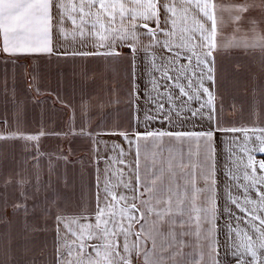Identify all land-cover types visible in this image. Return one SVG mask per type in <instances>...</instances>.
<instances>
[{
	"label": "snow or ice",
	"instance_id": "6c2138e0",
	"mask_svg": "<svg viewBox=\"0 0 264 264\" xmlns=\"http://www.w3.org/2000/svg\"><path fill=\"white\" fill-rule=\"evenodd\" d=\"M217 7L221 13L229 14L232 25L231 34L222 37L223 48L259 50L264 61V0L219 6L213 0H0V53L18 57L52 54L55 32L62 41L71 37L76 45L71 52L58 48L57 54L62 51L125 59L131 68L134 111L142 113L134 115L133 120L145 128L143 133L133 132L132 138L125 132L108 133L120 135L127 141L129 151L135 145L136 159L134 166L125 165L124 149L111 145L115 155L105 160L103 180L99 169L95 170L94 206L87 214L83 208L70 214L55 197L46 199L39 209L35 204L30 208L28 201L50 183L39 171L31 176L22 171L0 175V218L8 207L14 216L25 218L40 210L43 217L51 216L53 220L57 245L60 230L64 229L60 245L65 249L64 258H60L58 247L56 264H133L134 259L142 260V264H264V172L257 174V169L264 170V160L257 161L251 154L264 153V127H235L231 121L225 127L223 106L217 109L215 104L210 87L215 83L213 53L219 47L218 28L226 26L223 16L217 17ZM69 20L74 25L70 32L65 27ZM89 48L92 51L85 50ZM124 48L128 49L126 55L122 53ZM137 61L144 80L143 108L135 103L140 91L136 83ZM261 104L264 111V99ZM3 123L7 124V120ZM152 123L165 124L175 131L149 130ZM73 131L70 126L69 132ZM218 131L241 132L240 146L249 153L240 172L228 166L231 162L239 169L240 158L233 159L232 148L226 150L228 155L221 169L225 176L220 197L223 203L219 207L215 187ZM80 132L91 136L84 127ZM47 134L53 133L41 128L26 134L13 126L8 133L0 132V140L39 141ZM165 137L180 142L181 147L164 146ZM149 138L152 162L145 159L142 177L140 141ZM237 139L230 143L235 146ZM33 147L37 148L34 156H39L38 145ZM165 151L168 167L157 169L156 160L163 159ZM185 151L187 166L182 162ZM174 152L180 156L179 164L174 163ZM118 164L129 167L127 175L123 168L115 167ZM186 167L193 170L184 171ZM197 168L202 187L197 186ZM10 187L18 195L11 203ZM217 220H221L219 229ZM136 225L138 231L134 230ZM186 236H194L197 243L203 241L199 259L189 260V254L183 252L186 246L195 247L185 242ZM157 240L161 241L159 252Z\"/></svg>",
	"mask_w": 264,
	"mask_h": 264
},
{
	"label": "crops",
	"instance_id": "0c3cea01",
	"mask_svg": "<svg viewBox=\"0 0 264 264\" xmlns=\"http://www.w3.org/2000/svg\"><path fill=\"white\" fill-rule=\"evenodd\" d=\"M220 4H240L245 0H213ZM217 17L223 16L226 26L218 28L217 43L219 47L213 53L215 62V83L211 90L215 95L217 109L223 106L225 127L228 121L234 122L232 126L243 125L249 129L264 127L261 123V100L264 99V61L259 50L244 52L237 48H223L222 37L231 34L229 14L221 13L216 9ZM259 19V15L254 13ZM162 23V21H161ZM65 27L70 32L74 25L66 21ZM163 39V37H161ZM175 40L176 37H173ZM2 43V41H0ZM52 54H35L27 56H10L0 53V132L8 133L13 126L18 132L36 133L41 128L47 134L40 137L39 141L0 140V175L15 174L17 171L31 176L34 171H39L44 180H50L46 190H42L35 199H30L28 205L34 204L38 209L47 199L53 197L69 213L78 212L83 208L85 214L94 206L93 193L96 191L95 170L98 168L100 179H104L105 160L115 155L111 149L113 143L124 149L125 165H133L136 159L135 145L129 151V145L120 135L108 133H143L145 128L133 120L135 113L132 96V76L129 63L125 59L104 55H69L62 51L57 54L58 48H67L69 52L76 47L71 37L61 40L55 32L52 36ZM92 51V49H85ZM119 51V50H118ZM123 54L128 49L122 50ZM167 55V52H163ZM15 61V63H11ZM183 63V61H181ZM26 65V67H24ZM142 66L137 61L136 83L140 86L139 100L135 103L143 108L144 88L143 77L140 76ZM7 85L5 90L4 85ZM37 87L39 91H37ZM82 109L84 111L82 112ZM7 120V124L3 123ZM255 120L254 125L252 121ZM72 126L74 131L69 132ZM207 125H205L206 127ZM84 127L87 134H81ZM188 127H191L190 125ZM173 130L165 124L152 123L149 130ZM197 131L199 128L196 129ZM237 139L236 145L230 143ZM221 139L224 144H221ZM93 141H96L94 143ZM243 134L241 132H217L215 138L216 160V197L219 207L223 200L220 199L221 185L225 179L222 167L227 157V149L232 148L235 154L233 159L239 157V169L229 162V168L242 172V166L247 162L249 153L242 150ZM38 145L39 156H34ZM107 144V147L105 146ZM164 146L181 147L180 142L163 138ZM140 170L144 176L143 167L145 159L152 162V141H140ZM186 149V145H184ZM94 148L96 151L94 152ZM255 160H264V153H251ZM174 163L181 162L179 154L174 152ZM168 152L163 153V159L156 160V168L168 167ZM186 166L189 163L187 153L183 155ZM115 165L123 168L127 175L129 167ZM186 167L184 171H192ZM206 170V169H205ZM156 171V169H150ZM264 170L257 169V174ZM197 186L202 187L200 169H195ZM183 184V180L179 181ZM246 182V181H245ZM3 189H0L2 192ZM123 191V189H121ZM139 191H144L140 188ZM235 195V193H233ZM145 199L148 197L145 196ZM9 203L18 199V195L10 187L8 189ZM137 206L140 207L139 201ZM175 206V205H173ZM203 215V214H202ZM46 221V223H45ZM83 222V221H82ZM95 222L94 220L92 221ZM221 220H217L219 229ZM139 230V225L134 227ZM60 245H63L64 229L61 228ZM56 232L51 216L43 217L41 211L30 214L28 217L13 215L11 207L0 218V264H56L57 248L60 258L63 259L64 247L57 245ZM131 239H135L132 237ZM185 242H191L195 247L186 246L184 253L189 254L188 259H199L201 244L197 243L194 236L184 237ZM89 243H97L91 241ZM161 241L157 240V251L160 250ZM91 251V248H89ZM207 251V249H203ZM205 260L207 256L205 255ZM133 264H142V260L134 259Z\"/></svg>",
	"mask_w": 264,
	"mask_h": 264
}]
</instances>
